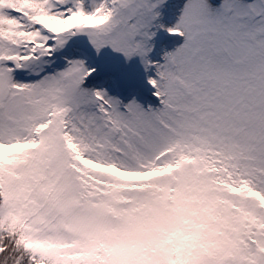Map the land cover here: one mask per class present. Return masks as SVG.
<instances>
[{
    "label": "snow or ice",
    "instance_id": "snow-or-ice-1",
    "mask_svg": "<svg viewBox=\"0 0 264 264\" xmlns=\"http://www.w3.org/2000/svg\"><path fill=\"white\" fill-rule=\"evenodd\" d=\"M0 264H264V0H0Z\"/></svg>",
    "mask_w": 264,
    "mask_h": 264
},
{
    "label": "rangeland",
    "instance_id": "rangeland-1",
    "mask_svg": "<svg viewBox=\"0 0 264 264\" xmlns=\"http://www.w3.org/2000/svg\"><path fill=\"white\" fill-rule=\"evenodd\" d=\"M156 43V52L153 54V60L157 61L159 60V56L163 54L161 49H166L167 51H172L173 48L171 47V41L170 38H168L166 35L161 34ZM177 46H179L177 44ZM134 88L139 89L141 92V96L143 99H148V90L144 85V77L140 76L136 83L133 85Z\"/></svg>",
    "mask_w": 264,
    "mask_h": 264
}]
</instances>
